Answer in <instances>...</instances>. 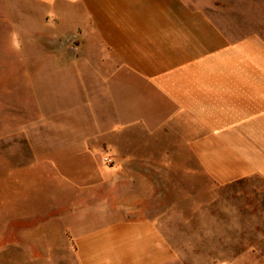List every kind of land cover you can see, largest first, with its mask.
I'll list each match as a JSON object with an SVG mask.
<instances>
[{
    "label": "crops",
    "instance_id": "0c3cea01",
    "mask_svg": "<svg viewBox=\"0 0 264 264\" xmlns=\"http://www.w3.org/2000/svg\"><path fill=\"white\" fill-rule=\"evenodd\" d=\"M22 1L30 33L49 43L32 53L48 67H26L41 123L26 136L42 169L13 178V248L181 264L161 227L166 169L264 185V37H233L187 0Z\"/></svg>",
    "mask_w": 264,
    "mask_h": 264
},
{
    "label": "rangeland",
    "instance_id": "374dc122",
    "mask_svg": "<svg viewBox=\"0 0 264 264\" xmlns=\"http://www.w3.org/2000/svg\"><path fill=\"white\" fill-rule=\"evenodd\" d=\"M187 1L214 16L233 37H264V0ZM23 5L22 0H0V264H72L67 250H15L13 227L6 228L15 219L13 178L42 169L31 157L26 136L32 125L41 124L34 120L26 67L35 60L48 67L45 56L32 53L45 49L49 42L30 33L37 20L28 13L22 15L28 10ZM52 83L47 90L61 96L64 85ZM166 175L175 183L166 185L161 227L178 247L181 264H205L210 257L215 264H264V249H255V245L264 248V197L254 194L255 189L264 190L262 183L224 188L211 183L198 167L182 169L180 174L177 169H166ZM30 196L29 192L21 195L18 206L28 202L30 207Z\"/></svg>",
    "mask_w": 264,
    "mask_h": 264
},
{
    "label": "built area",
    "instance_id": "2783aa9c",
    "mask_svg": "<svg viewBox=\"0 0 264 264\" xmlns=\"http://www.w3.org/2000/svg\"><path fill=\"white\" fill-rule=\"evenodd\" d=\"M104 162H105V164H107V165H112V164H113V160H112L111 158H109V157H106V158L104 159Z\"/></svg>",
    "mask_w": 264,
    "mask_h": 264
}]
</instances>
